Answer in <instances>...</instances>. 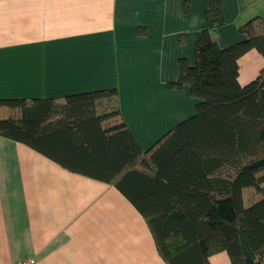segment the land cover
<instances>
[{"label": "crops", "instance_id": "1", "mask_svg": "<svg viewBox=\"0 0 264 264\" xmlns=\"http://www.w3.org/2000/svg\"><path fill=\"white\" fill-rule=\"evenodd\" d=\"M218 45L264 19V0H219ZM208 0H0V98L63 99L113 89L141 151L190 117L198 98L178 78L195 63ZM264 67L250 49L238 59L245 85ZM166 264L141 213L113 185L71 172L0 136V264ZM210 264H232L226 251Z\"/></svg>", "mask_w": 264, "mask_h": 264}, {"label": "trees", "instance_id": "2", "mask_svg": "<svg viewBox=\"0 0 264 264\" xmlns=\"http://www.w3.org/2000/svg\"><path fill=\"white\" fill-rule=\"evenodd\" d=\"M195 63L179 59L178 78L198 98L192 116L141 151L117 91L0 98V136L23 143L65 169L113 185L141 213L166 264H264V67L245 85L238 59L264 56V19L239 27L246 37L220 47L219 0H208ZM113 98L114 101H104Z\"/></svg>", "mask_w": 264, "mask_h": 264}, {"label": "rangeland", "instance_id": "3", "mask_svg": "<svg viewBox=\"0 0 264 264\" xmlns=\"http://www.w3.org/2000/svg\"><path fill=\"white\" fill-rule=\"evenodd\" d=\"M108 100L109 101H114V99L113 98H108V99H106V100H104V101H106V102H108ZM108 104H109V102H108ZM192 116V115H191ZM177 123H175V124H173L172 125V127L173 126H175ZM172 127H169L168 129H166L165 131H163L162 133H160L159 135H157V137H154V139H152L151 141H150V143H149V145L144 149V150H146L148 147H150L153 143H155L161 136H163L168 130H170Z\"/></svg>", "mask_w": 264, "mask_h": 264}, {"label": "built area", "instance_id": "4", "mask_svg": "<svg viewBox=\"0 0 264 264\" xmlns=\"http://www.w3.org/2000/svg\"><path fill=\"white\" fill-rule=\"evenodd\" d=\"M15 264H35V259L34 257H25Z\"/></svg>", "mask_w": 264, "mask_h": 264}]
</instances>
